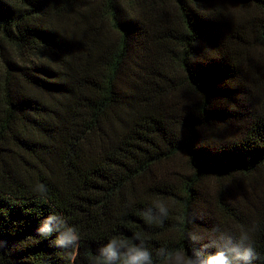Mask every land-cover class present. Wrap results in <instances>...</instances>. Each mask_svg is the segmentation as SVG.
<instances>
[{
  "label": "trees",
  "instance_id": "16d2710c",
  "mask_svg": "<svg viewBox=\"0 0 264 264\" xmlns=\"http://www.w3.org/2000/svg\"><path fill=\"white\" fill-rule=\"evenodd\" d=\"M111 240L264 264V0H0V264Z\"/></svg>",
  "mask_w": 264,
  "mask_h": 264
},
{
  "label": "clouds",
  "instance_id": "9594fccd",
  "mask_svg": "<svg viewBox=\"0 0 264 264\" xmlns=\"http://www.w3.org/2000/svg\"><path fill=\"white\" fill-rule=\"evenodd\" d=\"M75 237L71 239H65L63 236L57 239V244L59 246H65L67 243L73 242ZM115 240L109 241L101 251L107 252L111 259L118 260L120 264H144L145 261H148L151 264L150 253L147 249H139L135 245H130L125 253H120L113 246ZM232 252H235L237 259L248 260L253 257V250L251 248H246L243 251L239 249H232ZM176 260L179 264H195V261L185 253H176ZM202 264H235L234 260L227 254L224 250L219 249L215 253L208 254Z\"/></svg>",
  "mask_w": 264,
  "mask_h": 264
},
{
  "label": "rangeland",
  "instance_id": "374dc122",
  "mask_svg": "<svg viewBox=\"0 0 264 264\" xmlns=\"http://www.w3.org/2000/svg\"><path fill=\"white\" fill-rule=\"evenodd\" d=\"M229 5H230V7L233 6L232 4H229ZM233 11H236V13L239 14V16L242 14H246V13H251L252 16L254 15V13L251 10H243V9H239V8H234ZM254 19L256 20V18H254ZM107 29H108V27H107ZM257 48H259V47H257ZM260 48L262 49V47H260Z\"/></svg>",
  "mask_w": 264,
  "mask_h": 264
}]
</instances>
